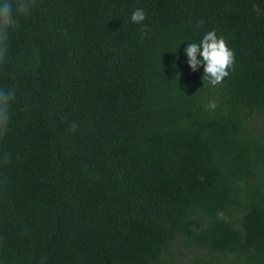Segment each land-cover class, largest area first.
I'll list each match as a JSON object with an SVG mask.
<instances>
[{
    "label": "trees",
    "instance_id": "obj_1",
    "mask_svg": "<svg viewBox=\"0 0 264 264\" xmlns=\"http://www.w3.org/2000/svg\"><path fill=\"white\" fill-rule=\"evenodd\" d=\"M0 88V264H264V0H31Z\"/></svg>",
    "mask_w": 264,
    "mask_h": 264
},
{
    "label": "clouds",
    "instance_id": "obj_2",
    "mask_svg": "<svg viewBox=\"0 0 264 264\" xmlns=\"http://www.w3.org/2000/svg\"><path fill=\"white\" fill-rule=\"evenodd\" d=\"M31 8V0H0V66H3L8 57L9 29L18 26L19 18L26 16ZM145 20V13L137 9L131 15V21L141 24ZM187 64L192 72H196L203 65V81L211 86L220 84L228 75L234 64V53L227 46L225 40L216 35L215 31L206 33L199 43H188L184 49ZM15 99L14 90L0 88V139L8 132L10 121V105ZM215 109L216 103L210 101L207 105ZM71 130H76L73 123ZM5 161L8 156L5 155Z\"/></svg>",
    "mask_w": 264,
    "mask_h": 264
},
{
    "label": "rangeland",
    "instance_id": "obj_3",
    "mask_svg": "<svg viewBox=\"0 0 264 264\" xmlns=\"http://www.w3.org/2000/svg\"><path fill=\"white\" fill-rule=\"evenodd\" d=\"M190 258H192L191 256H187L186 258H185V260H189Z\"/></svg>",
    "mask_w": 264,
    "mask_h": 264
}]
</instances>
